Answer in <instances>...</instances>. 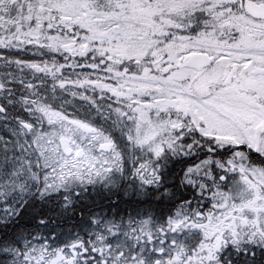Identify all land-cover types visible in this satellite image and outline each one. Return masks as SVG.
Wrapping results in <instances>:
<instances>
[{
    "label": "snow or ice",
    "instance_id": "snow-or-ice-1",
    "mask_svg": "<svg viewBox=\"0 0 264 264\" xmlns=\"http://www.w3.org/2000/svg\"><path fill=\"white\" fill-rule=\"evenodd\" d=\"M0 264H264V0H0Z\"/></svg>",
    "mask_w": 264,
    "mask_h": 264
}]
</instances>
